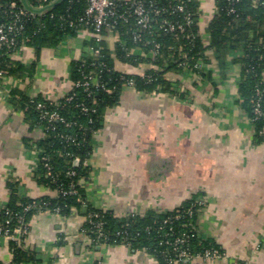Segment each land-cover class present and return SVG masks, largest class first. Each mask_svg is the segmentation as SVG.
Here are the masks:
<instances>
[{"label":"crops","instance_id":"obj_1","mask_svg":"<svg viewBox=\"0 0 264 264\" xmlns=\"http://www.w3.org/2000/svg\"><path fill=\"white\" fill-rule=\"evenodd\" d=\"M200 32L215 13L214 0H198ZM92 33L81 30L55 47L37 53L23 46L13 59L34 64L28 80L16 86L30 96L56 101L72 87L71 63L91 49ZM122 73H141L137 66L115 57L120 42L114 33L101 40ZM132 53L143 55L133 47ZM201 63L211 79L192 72L168 73L179 94H144L128 86L119 103L103 114L94 137L90 173L81 180L87 201L68 215L40 210L31 215L24 238L40 253L44 264H159L146 251L126 244L94 243L85 230L87 205L116 216L170 212L192 195L204 198L198 211L201 237L222 250L219 259H192L187 264H264V142L254 141V128L238 92L240 66L230 56L222 72L212 53ZM0 90V207L16 183L18 193L32 199L55 197L39 184L38 162L32 141L43 136L31 129L23 114L13 109ZM31 142V143H30ZM8 239L0 238V263H8Z\"/></svg>","mask_w":264,"mask_h":264},{"label":"trees","instance_id":"obj_2","mask_svg":"<svg viewBox=\"0 0 264 264\" xmlns=\"http://www.w3.org/2000/svg\"><path fill=\"white\" fill-rule=\"evenodd\" d=\"M10 1L12 0H0V23L10 19L4 14ZM13 1L23 7L21 0ZM146 1L153 2L152 7L162 8L164 11L152 15V32L145 29L141 33L144 41L153 40L141 47L143 55L132 53V48L135 47L133 19L116 25L122 42L117 46L115 57L134 66L147 63L148 67L141 73L117 71L112 55L103 42L96 40L93 35L94 38H90L85 44L91 50L71 63L69 77L76 83L82 80L84 74H96L99 82L97 86L85 89L74 85L56 101L30 96L17 88L11 91L9 105L23 114L31 129L38 128L43 134L32 142L40 149V155L46 157L52 176L45 174L41 161L37 165L35 177L39 184L56 191V196L36 199L25 197L18 193V186L13 182L8 201L0 207V227L11 231L19 224L28 226L31 215L40 210L68 215L74 208L80 209L87 193L79 182L90 173V167L85 166L83 161L91 154L93 132L102 127L104 111L119 103L120 91L126 86V82L132 80L134 89L144 94H179V84L167 74L189 71L197 79L210 80L211 71L201 64H208L209 53L214 55L221 72L227 67L229 57L234 56L233 62L240 66L238 92L243 98L241 105L252 119L254 141L264 142V119H253L252 111L254 89L264 71V0H214L215 13L205 28L207 42L200 32L198 0ZM27 2L40 10L28 12L24 17V28L17 37V45L24 40L25 46L32 47L37 53L43 47H55L66 37L74 36L79 28L75 24L87 6L86 0H54L41 9L37 8L41 0ZM177 4H181L183 10L176 9ZM187 16L191 20L189 23H186ZM163 20L183 24V30L169 31L166 26L160 25ZM70 21H74V26H69ZM153 43L159 44V48L156 55L151 57L149 52ZM94 49L98 50L96 55L91 53ZM1 69L6 71L5 75L25 76L29 79L33 74L34 64L24 66L20 61L8 57L6 48H3L0 49ZM38 102L44 105L47 112H56L59 118L49 120L42 116V111L40 113L36 108ZM195 200L196 195H192L170 212L148 211L141 215L125 216H116L112 211L87 205L84 227L91 238L95 237L96 231L87 217L96 215L92 220L101 223L104 243L126 244L134 250H145L159 264H170L169 261L177 257L179 248L186 249L191 255H201L207 249L222 253L219 245L211 239L189 236L198 229V211L202 208ZM27 205L32 206L24 210ZM189 210L192 211L191 215H188ZM19 217L22 218V223L19 222ZM182 235L188 236L186 242L175 249L173 243ZM8 246L11 259L8 263L0 264H44L41 253L36 248L13 240H8ZM188 260L192 258L181 259L179 263L187 264Z\"/></svg>","mask_w":264,"mask_h":264},{"label":"built area","instance_id":"obj_3","mask_svg":"<svg viewBox=\"0 0 264 264\" xmlns=\"http://www.w3.org/2000/svg\"><path fill=\"white\" fill-rule=\"evenodd\" d=\"M54 0H41V4L37 8L43 9L46 6H49L53 3ZM87 6L84 11V14L78 19V24L75 26H79L77 32L81 30H86L92 35L96 37V40L101 41L103 38V33H114L118 39L120 38V33L116 30V25L118 23H128L129 19L132 18L134 21V30L132 31L133 35V43L136 48H140L151 41L143 40L141 33L145 29H151V19L152 15H157L160 11H164L162 8L152 7L153 2L146 0H86ZM162 9V10H161ZM176 9L183 10V6L181 4L176 5ZM28 12H33L25 9L24 7H19L15 1H10L7 10L4 11V14L10 17L9 20L0 23V49L6 48L7 56L10 58H14L19 54L20 49L25 46L24 40L17 45V37L21 35L22 30L24 28V17L28 15ZM191 20L189 16L186 17V23H189ZM161 26H166L169 31H173L175 29L183 30V24H175L172 22H168L163 20L160 24ZM69 26H74V21L69 22ZM27 38H25V41ZM120 40V39H119ZM122 42V40H120ZM159 44L153 43L150 49V56L154 57L158 52ZM12 51H9V50ZM94 55L98 53L97 49L91 51ZM6 71L0 70V90L4 92L5 100L9 101L11 97V91L16 88V86L23 81L28 80L27 77H12L5 75ZM98 76L96 74H84L81 81H77L76 83H72V86H83L85 89L91 86L98 85ZM126 86L134 89V84L132 80H128L126 82ZM255 98L252 103V111L254 114V118H262L264 119V71L261 74V78L259 80L258 85L255 87ZM109 91V90H108ZM36 108L39 109L40 113L42 111V116L48 117L49 120H54L59 118L56 112H47L44 110V105L41 102L36 104ZM252 121V119H251ZM99 130L93 132L92 140H94L95 135ZM31 148L36 154L37 162L40 163L43 161V167L45 168V174L47 176H52L51 167L46 161L45 156L40 155V149L32 143ZM95 153V145L93 142L91 154L88 158H86L83 163L85 166H91L90 161ZM78 161L76 160V163ZM37 174V168H35V176ZM79 184H82L81 181ZM83 185V184H82ZM75 191H72L74 193ZM87 201V195L86 199ZM199 205H204V198L197 197L195 200ZM32 205H27L24 207V210H27ZM192 211H188V215H191ZM96 215H89L87 217L88 222L93 226V230H95L96 236L92 238L94 243H104L105 236L101 229V223L95 222L92 220V217ZM19 222L22 223V218H18ZM28 226L19 224L11 231L7 228L0 227V238H6L8 240H13L16 242H24V238L27 234ZM189 234V236H200L198 229L194 230ZM187 235H182L178 237L173 243L175 249L179 248L183 243L186 242ZM145 251V250H144ZM223 256V253L218 250H205L201 255H191L186 249L179 248L177 253V257L175 259H171L169 261L170 264H180L179 261L181 259H219ZM96 264H100L97 262Z\"/></svg>","mask_w":264,"mask_h":264},{"label":"water","instance_id":"obj_4","mask_svg":"<svg viewBox=\"0 0 264 264\" xmlns=\"http://www.w3.org/2000/svg\"><path fill=\"white\" fill-rule=\"evenodd\" d=\"M21 3L23 5V7L29 11H39L40 9H36L33 8L31 5H29V3L27 2V0H21Z\"/></svg>","mask_w":264,"mask_h":264}]
</instances>
